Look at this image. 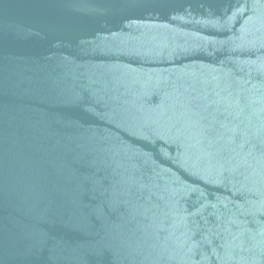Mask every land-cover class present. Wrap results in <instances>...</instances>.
Segmentation results:
<instances>
[{
  "label": "water",
  "instance_id": "95a60500",
  "mask_svg": "<svg viewBox=\"0 0 264 264\" xmlns=\"http://www.w3.org/2000/svg\"><path fill=\"white\" fill-rule=\"evenodd\" d=\"M0 264H264V0H0Z\"/></svg>",
  "mask_w": 264,
  "mask_h": 264
}]
</instances>
